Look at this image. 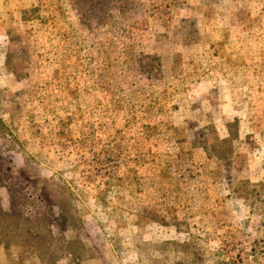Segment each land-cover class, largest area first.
<instances>
[{
	"label": "rangeland",
	"instance_id": "obj_1",
	"mask_svg": "<svg viewBox=\"0 0 264 264\" xmlns=\"http://www.w3.org/2000/svg\"><path fill=\"white\" fill-rule=\"evenodd\" d=\"M0 264H264V0H0Z\"/></svg>",
	"mask_w": 264,
	"mask_h": 264
}]
</instances>
